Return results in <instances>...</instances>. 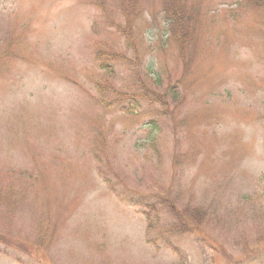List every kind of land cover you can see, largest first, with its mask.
I'll return each mask as SVG.
<instances>
[{
    "label": "rangeland",
    "instance_id": "obj_1",
    "mask_svg": "<svg viewBox=\"0 0 264 264\" xmlns=\"http://www.w3.org/2000/svg\"><path fill=\"white\" fill-rule=\"evenodd\" d=\"M182 1L0 0V264H264V0Z\"/></svg>",
    "mask_w": 264,
    "mask_h": 264
},
{
    "label": "trees",
    "instance_id": "obj_2",
    "mask_svg": "<svg viewBox=\"0 0 264 264\" xmlns=\"http://www.w3.org/2000/svg\"><path fill=\"white\" fill-rule=\"evenodd\" d=\"M169 5L167 3V0H165V3L167 4L168 7L165 8L166 13L168 11V21L172 20V35L175 37H178V39H180V35L179 33H181L182 31L179 30H183L182 27H185L187 29V31H190L191 28L192 30L194 28L193 24H194V20H195V13L196 11H194L196 8L192 7L191 9H189V11H187V9L185 8L184 4L182 3V0H168ZM164 3V0H163ZM194 11V12H193ZM174 16V17H173ZM173 17V19H172ZM195 25V24H194ZM184 41V39H183ZM181 50V55H182V51H184L183 45L179 47ZM180 52V51H179ZM184 53V52H183ZM112 54H107L104 51L98 50L95 52V58L97 61V65L98 67L105 73L108 74L109 76L112 75L113 73V68L112 65L108 62L107 58H113L114 56H110ZM123 56H121L120 54H117L114 58L115 59H123ZM110 82H105V80L103 81H98L96 83V91H97V97H96V101L97 103L104 108H110L111 105H115V104H119L122 105V109L124 108V106L126 105L128 106H135L138 101L136 99V97L131 96L129 98L128 97H122V92L116 90V88L112 85L109 84ZM144 91L143 89L141 90ZM113 96V98H108L109 96ZM144 95L141 94V99L144 98ZM126 107V108H127ZM125 108V109H126ZM132 110V108H128L127 111L130 112ZM128 197V196H127ZM129 198V197H128ZM132 198V197H131ZM137 201V200H136ZM137 206H141V203L138 202L136 203ZM145 210V209H144ZM146 219V233H153L154 236H151L148 241L149 243H151L154 247H156L157 249L160 248V244L163 245L164 248L170 249L172 250L176 255L179 256V251L173 246L172 242L170 239H172L173 236H179L183 233H189V232H185L183 231L181 228L177 227L175 228V230H171V228H162V229H158L156 228V224L158 222L159 217H154V216H150V213L145 210L141 212ZM189 220H192V215H190ZM154 225L156 227H154ZM194 226V225H193ZM199 230V229H198ZM197 231L196 234H202L205 235L203 232H198Z\"/></svg>",
    "mask_w": 264,
    "mask_h": 264
}]
</instances>
